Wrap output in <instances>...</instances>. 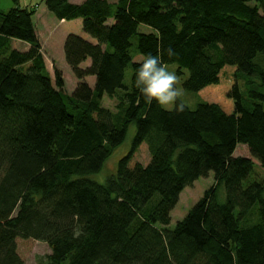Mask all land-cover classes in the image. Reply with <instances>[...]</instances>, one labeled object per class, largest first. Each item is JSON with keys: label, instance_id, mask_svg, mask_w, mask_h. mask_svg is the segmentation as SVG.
<instances>
[{"label": "trees", "instance_id": "obj_1", "mask_svg": "<svg viewBox=\"0 0 264 264\" xmlns=\"http://www.w3.org/2000/svg\"><path fill=\"white\" fill-rule=\"evenodd\" d=\"M41 1L59 21L80 19L91 41L65 39L77 80L67 95L61 73L53 84L45 68L35 9L0 11V264H23L17 239L47 244L39 264H264V179L252 161L264 169V68L256 62L264 0ZM133 39L142 58L185 70L188 92L218 84L233 67V111L146 103L135 87ZM130 124L131 147L115 172L102 183L90 178ZM143 143L149 162L131 165ZM238 145L251 158L234 157ZM210 172L214 184L170 228L181 192Z\"/></svg>", "mask_w": 264, "mask_h": 264}, {"label": "rangeland", "instance_id": "obj_2", "mask_svg": "<svg viewBox=\"0 0 264 264\" xmlns=\"http://www.w3.org/2000/svg\"><path fill=\"white\" fill-rule=\"evenodd\" d=\"M43 2L41 0H0V11H7L8 9L18 6L20 8H34L36 15L33 16V22L38 33V41L40 44V53L42 55L45 68L49 73L52 83L54 84V71L58 70L63 78L64 87L63 92L67 95H71L77 85V80L74 77L71 69L66 63L64 54V42L66 39V25L59 24L57 21L52 19L54 16L42 7ZM41 5V6H40ZM44 5V4H43ZM40 6V9H39ZM50 15H49V14ZM77 22L81 24V20ZM66 26V27H65ZM141 29L148 30V28L141 26ZM72 33H79L84 36L87 40L91 41L82 30H73ZM11 46L19 51L28 50V45L21 41L12 40ZM132 55L134 56V62L142 61V57L136 53L135 50V39H133V46L131 48ZM256 62L264 68V54L256 57ZM89 61H86L81 65V68H85L89 65ZM170 72L178 78L177 88L183 90V95L178 99L183 102L190 109H194L199 103H213L217 104L225 113L230 114L233 111V101L227 98V92L234 84V68L225 67L219 77V83L216 85H210L201 91L194 93L188 92L183 88V82L187 78V72L182 71V75L177 74V66L166 65ZM131 77V69L127 67L125 70V83L128 84ZM93 77L86 78V82L89 86L93 84ZM239 88L242 92L245 88L242 82H239ZM102 106L116 112L115 101L110 100L106 97L102 100ZM174 105L163 107L166 110H171ZM135 133V127L130 124L127 128L126 137L124 141L114 149L109 158L105 161L103 168L98 174L92 175L90 178L97 182H104L106 177L115 172L117 162L120 158L125 156L131 147L132 138ZM234 157L251 158L249 150L244 145H238L233 154ZM150 156L146 144H142L138 151L135 153L131 165L134 163H140L146 165L149 162ZM255 163L254 171L257 176L264 179V169H261L258 163L252 159ZM214 184L213 173L210 172L207 177L200 178L194 182L191 187H186L179 196V201L175 208L172 210L170 217V225L172 228L176 222L180 221L186 213L192 208V206L203 196V193ZM222 193V192H220ZM17 253L23 261V264H39L40 258L50 254V249L47 244L32 239L16 240Z\"/></svg>", "mask_w": 264, "mask_h": 264}, {"label": "clouds", "instance_id": "obj_3", "mask_svg": "<svg viewBox=\"0 0 264 264\" xmlns=\"http://www.w3.org/2000/svg\"><path fill=\"white\" fill-rule=\"evenodd\" d=\"M167 51L170 56L174 55L171 49ZM177 83L174 72H170L159 57L151 54L143 58L135 72V87L146 103L151 104L155 100L160 107L174 105L177 112H182L184 103L177 104L176 101L183 95V90L176 87Z\"/></svg>", "mask_w": 264, "mask_h": 264}, {"label": "crops", "instance_id": "obj_4", "mask_svg": "<svg viewBox=\"0 0 264 264\" xmlns=\"http://www.w3.org/2000/svg\"><path fill=\"white\" fill-rule=\"evenodd\" d=\"M85 0H70V3L71 4H74V5H80V4H82L83 2H84ZM41 6V5H40ZM40 6H39V9H40ZM42 7H44V5L42 4ZM45 8V7H44ZM37 13H35V15H36ZM49 14V13H48ZM50 15V14H49ZM52 19H54L55 21H57L59 24H63V26L64 25H66L65 27V29L67 30L66 31V37L68 36V35H71V34H73V35H78V36H80V37H82V38H84V39H86L87 40V38H85L84 36H81V35H79V33H72V31L73 30H82V22H81V24L79 23V22H77V20H73V21H69V22H65V21H59V20H57L55 17H53ZM34 23V22H33ZM35 32H36V29H35ZM36 36H37V38H38V33L36 32ZM46 67V66H45ZM94 79V78H93ZM93 83H94V80H93ZM92 86H93V84H92ZM104 99V98H103Z\"/></svg>", "mask_w": 264, "mask_h": 264}, {"label": "bare ground", "instance_id": "obj_5", "mask_svg": "<svg viewBox=\"0 0 264 264\" xmlns=\"http://www.w3.org/2000/svg\"><path fill=\"white\" fill-rule=\"evenodd\" d=\"M89 41V40H88Z\"/></svg>", "mask_w": 264, "mask_h": 264}]
</instances>
